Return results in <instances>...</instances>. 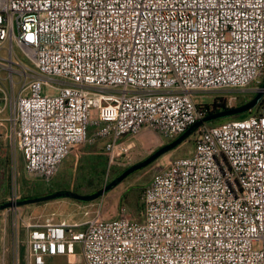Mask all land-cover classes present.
<instances>
[{"label": "built area", "instance_id": "obj_1", "mask_svg": "<svg viewBox=\"0 0 264 264\" xmlns=\"http://www.w3.org/2000/svg\"><path fill=\"white\" fill-rule=\"evenodd\" d=\"M15 45L30 65L15 60ZM2 49L16 203L19 154L44 182L97 138L109 166L124 164L142 132L170 140L204 117L194 92L257 93L264 0H0ZM142 202L138 217L27 223L26 242L14 224L9 246L0 234V264H49L77 244L83 264H264V95L248 117L202 125L193 151L167 162Z\"/></svg>", "mask_w": 264, "mask_h": 264}, {"label": "rangeland", "instance_id": "obj_2", "mask_svg": "<svg viewBox=\"0 0 264 264\" xmlns=\"http://www.w3.org/2000/svg\"><path fill=\"white\" fill-rule=\"evenodd\" d=\"M0 55L4 58L9 57V53L6 49H2ZM13 55L16 61H21L24 64L30 65V62L24 57L23 53L16 45L14 46ZM5 75L6 73L3 72L2 76ZM14 77L15 81L18 82V75H14ZM19 88L20 82L17 84L16 89L18 90ZM251 88L252 87H249V89L244 91L241 89L196 91L193 93V97L201 104H212L216 98L224 97L227 99V105L229 107H234L244 104L256 94ZM44 91H47L46 87H44ZM9 113L10 104L0 113V147L2 148H7V141L4 135L9 126V122L7 121ZM230 120V116L218 118L213 120L214 122H212V125H221ZM92 132L93 128L90 130V136ZM150 132L151 131H144L143 134L145 136ZM195 138L196 134H193L188 140L172 151L164 154L155 162L146 166L143 170L129 175L102 197L89 203L74 201L75 199L71 198H62L20 206L18 209L2 210L0 211V234H2L4 230L7 233L6 237L10 239L12 227H14V224H18L21 228L20 232H22L24 241L26 242L25 224L30 222L43 223L47 219H54V221L66 219L72 222L85 221L93 218L98 213H100L101 217L111 220L119 217L124 209L129 210L134 216L138 217L142 208H136L133 204H128L124 201V198L133 197L134 188L141 185L147 186L154 175L170 160L189 155L193 151ZM104 142L105 140L97 138L96 140H91L83 145L77 146V148H75L63 161L59 172L50 182H44L40 178L30 177L25 171L24 160L19 154L17 168L20 175V185H22L25 180H35L38 184V187L35 189L38 196L48 194L47 192L51 190H70L80 194H91L109 184L125 167H130V165L146 159L157 149L167 144L169 140L167 139L163 144L160 143L151 147L147 145L140 147L137 145L129 162L111 166H109V158L103 153ZM3 159L4 162L0 166V201L7 202L13 174L11 165L9 164L8 151L6 157ZM86 211L89 212L88 215H85ZM78 247L79 245L77 244V248ZM22 254H24V245L22 247ZM50 262L53 264H77L82 262V258L78 250L75 255L58 256L50 259Z\"/></svg>", "mask_w": 264, "mask_h": 264}, {"label": "water", "instance_id": "obj_3", "mask_svg": "<svg viewBox=\"0 0 264 264\" xmlns=\"http://www.w3.org/2000/svg\"><path fill=\"white\" fill-rule=\"evenodd\" d=\"M263 95H264V82L261 86V89L255 94V96L252 99L248 100L247 102H245L244 104L240 106L229 107V108L220 110L218 112H215V113H212L210 115H206L200 118L193 125H191L183 134L175 138L173 141L157 149L155 152L149 155L146 159L131 165L130 167L125 169L120 175H118L115 179H113L109 184H107L102 189L97 190L94 193L80 194L78 192L70 191V190H58V191L51 192V193L41 195V196H37L34 198L20 200L16 203H13L10 201L1 203L0 211L11 208L13 206L32 205V204H37L41 202L62 199V198H71V199H75L81 202H91L96 199H99L106 192H108L114 186L118 185L120 182H122L125 178H127L132 173L152 164L158 158H160L164 154L170 152L171 150L175 149L180 144L188 140L189 137L192 136L206 122H210L215 119L222 118V117H229V116H234L237 114L252 111L260 103Z\"/></svg>", "mask_w": 264, "mask_h": 264}, {"label": "trees", "instance_id": "obj_4", "mask_svg": "<svg viewBox=\"0 0 264 264\" xmlns=\"http://www.w3.org/2000/svg\"><path fill=\"white\" fill-rule=\"evenodd\" d=\"M263 82H264V80H263ZM263 82L261 83V85L263 84ZM226 102H227V99H225L224 97H218L215 99V101L212 104H199V107L202 109L204 116H206V115H210L212 113L218 112L220 110L229 108V106L227 105ZM259 105H260V103L252 111L237 114L234 116H230V118H231V120H233V119H241V118L248 117L249 115L256 113ZM230 107H232V106H230ZM212 122H214V121L206 122L204 125H212ZM194 134H196V132ZM174 139H170L169 142L173 141ZM7 151H8L7 148L0 147V166L4 162L3 158L6 157ZM128 167L129 166L125 167L122 170V172L125 169H127ZM144 168H142L140 170H143ZM140 170H138V171H140ZM138 171H136V172H138ZM136 172H134V173H136ZM121 173L119 172L118 175H120ZM134 173H132V174H134ZM37 187H38V184L35 180H33V181L32 180H25L23 182V184L21 185V200L37 197L38 195H37V192L35 191V189ZM145 188H146V185H144V186L141 185V186L134 188L133 190H135V191H134L133 197H125L124 201H126L128 204H133L136 208H143L142 194H143ZM51 192H55V191L51 190V191H48L47 193H51ZM74 201H78V200H74ZM1 203H4V201H2V202L0 201V204ZM84 203H89V202H84Z\"/></svg>", "mask_w": 264, "mask_h": 264}, {"label": "crops", "instance_id": "obj_5", "mask_svg": "<svg viewBox=\"0 0 264 264\" xmlns=\"http://www.w3.org/2000/svg\"><path fill=\"white\" fill-rule=\"evenodd\" d=\"M161 142H165V140H164V141H161V137L158 136V135H156V134L153 133V132H150V133H148V134L145 135V136H144V134H143V132H142V133L139 134V136L136 138V143H137V145L140 146V147H142V146H144V145H147V146L151 147V146H154V145H158V144H160ZM7 149H8V146H7ZM9 241H10V240L7 238V244H8V246H9ZM78 250H79V253H80V246L78 247ZM24 252H25V249H24ZM80 256H81V258H82V262H79L78 264H83L84 259H83V256H82L81 253H80ZM8 258H9V257H8ZM52 258H55V257H49V258H48V262H49V264H53V263L50 262V259H52Z\"/></svg>", "mask_w": 264, "mask_h": 264}, {"label": "flooded vegetation", "instance_id": "obj_6", "mask_svg": "<svg viewBox=\"0 0 264 264\" xmlns=\"http://www.w3.org/2000/svg\"><path fill=\"white\" fill-rule=\"evenodd\" d=\"M254 96H255V95H254ZM254 96H252L250 99H252ZM250 99H249V100H250Z\"/></svg>", "mask_w": 264, "mask_h": 264}]
</instances>
